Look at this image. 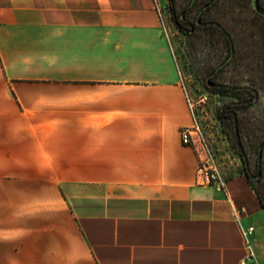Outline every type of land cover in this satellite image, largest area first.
<instances>
[{"label":"crops","instance_id":"obj_1","mask_svg":"<svg viewBox=\"0 0 264 264\" xmlns=\"http://www.w3.org/2000/svg\"><path fill=\"white\" fill-rule=\"evenodd\" d=\"M181 79L152 0H0V264H264L242 166L197 183Z\"/></svg>","mask_w":264,"mask_h":264},{"label":"rangeland","instance_id":"obj_2","mask_svg":"<svg viewBox=\"0 0 264 264\" xmlns=\"http://www.w3.org/2000/svg\"><path fill=\"white\" fill-rule=\"evenodd\" d=\"M191 1L175 0L177 13ZM205 2L194 1L187 15L190 20ZM203 18L217 22L228 32L234 47L232 58L229 42L216 25L202 26L189 34L174 21L168 23L182 79L195 103V119L221 165L243 167L239 149L244 150L253 182L264 197V19L253 10L250 0H218ZM211 72L215 73L212 79L223 87L207 85ZM221 107L236 111L242 145L237 141L232 118H221ZM260 172L263 176L256 180Z\"/></svg>","mask_w":264,"mask_h":264},{"label":"built area","instance_id":"obj_3","mask_svg":"<svg viewBox=\"0 0 264 264\" xmlns=\"http://www.w3.org/2000/svg\"><path fill=\"white\" fill-rule=\"evenodd\" d=\"M154 9L158 14L161 27L164 34L169 38V2L168 0H152ZM182 87L185 91L187 106L193 115V122L190 126L184 127L181 134V141L184 144L193 145L199 144V151L201 152L199 156V163L196 168V179L198 184H216L219 186L224 185V178L219 170V167L212 156V153L208 147L207 141L203 137L201 128L198 121L195 119V103L191 99L187 87L181 79ZM254 231V226L250 225L248 227H241V234L243 237L244 247L246 250L245 260L255 259V252L250 242V235Z\"/></svg>","mask_w":264,"mask_h":264},{"label":"trees","instance_id":"obj_4","mask_svg":"<svg viewBox=\"0 0 264 264\" xmlns=\"http://www.w3.org/2000/svg\"><path fill=\"white\" fill-rule=\"evenodd\" d=\"M171 2V10H172V14H173V19L175 21V24L177 25L178 28L180 29H183L182 28V25L180 24V21H179V14L177 13L176 9H175V0H169ZM194 1L192 2L191 6L189 7V9L192 8L193 4H194ZM218 0H206L205 3H201V5L199 7H197L198 11L197 13L199 15H202L201 19L203 20H207V19H204L203 18V15L205 12H208V10L214 6L216 4ZM251 1V0H250ZM259 3L262 7H264V0H259ZM252 5V3H251ZM253 8V7H252ZM196 9V10H197ZM254 10V8H253ZM255 11V10H254ZM261 18L264 19V16L261 15L260 13H258L257 11H255ZM204 26H207V25H211V24H214L218 27V29L224 34L226 40H228L229 42V47H230V55L229 57H233L234 56V47H233V43L230 39V36L228 34V32L222 27L220 26L217 22H212V20H207L206 22H204ZM230 58V59H231ZM224 84L220 83L218 84V87H213V88H220V87H223ZM254 96V95H252ZM254 99V98H253ZM238 102H235V104H237ZM225 105V104H224ZM229 104L226 103V106H228ZM225 113V115L223 114ZM220 116L221 118L224 120V119H229V118H232V123H233V126H234V131H235V135L237 137V141L239 143V145H242L241 141H240V138H239V126H238V121H237V114H236V111L234 109H225L223 107L220 108ZM239 155L241 157V160L243 162V171L245 172V174L247 175L249 181L251 182V184L254 186L260 200L262 201L263 205H264V197L263 195L261 194V191L255 186L254 182H253V178H254V175L252 174V172L249 170L248 168V162H247V158L245 156V153H244V150L242 148L239 149ZM259 172V171H258ZM262 173H258L255 175V179L256 180H259L261 177H262Z\"/></svg>","mask_w":264,"mask_h":264},{"label":"flooded vegetation","instance_id":"obj_5","mask_svg":"<svg viewBox=\"0 0 264 264\" xmlns=\"http://www.w3.org/2000/svg\"><path fill=\"white\" fill-rule=\"evenodd\" d=\"M169 2V10H170V18H171V21L173 22L174 19H173V14H172V10H171V2L168 0ZM193 0L190 2V5L182 10L179 14V21H180V24L182 25V28L183 30L187 31L189 34L194 32L197 28H200L202 26H204V22H206L207 20H203L201 19L202 15H199L197 13L198 9L196 10V13H195V19L192 21L188 18V12L191 10L189 9V7L191 6ZM175 23V21H174ZM177 26V25H176ZM215 73L211 72L208 76H207V85L209 87H218V82H216L215 80L212 79V76L214 75Z\"/></svg>","mask_w":264,"mask_h":264},{"label":"water","instance_id":"obj_6","mask_svg":"<svg viewBox=\"0 0 264 264\" xmlns=\"http://www.w3.org/2000/svg\"><path fill=\"white\" fill-rule=\"evenodd\" d=\"M251 3L254 10L264 16V7L260 5L259 0H251Z\"/></svg>","mask_w":264,"mask_h":264}]
</instances>
